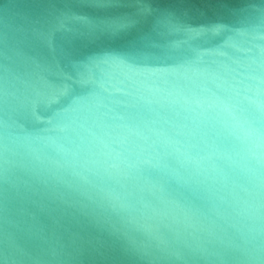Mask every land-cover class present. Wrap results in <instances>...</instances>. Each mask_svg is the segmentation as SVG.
Instances as JSON below:
<instances>
[{
  "label": "clouds",
  "instance_id": "1",
  "mask_svg": "<svg viewBox=\"0 0 264 264\" xmlns=\"http://www.w3.org/2000/svg\"><path fill=\"white\" fill-rule=\"evenodd\" d=\"M42 2L48 57L0 52V212L69 220L0 216V264H264V0Z\"/></svg>",
  "mask_w": 264,
  "mask_h": 264
},
{
  "label": "water",
  "instance_id": "2",
  "mask_svg": "<svg viewBox=\"0 0 264 264\" xmlns=\"http://www.w3.org/2000/svg\"><path fill=\"white\" fill-rule=\"evenodd\" d=\"M170 6L181 14L186 13L194 25H207L228 22L243 7V3L242 0H174ZM48 7L42 0H0V52L12 55L15 51L21 56L38 59L48 57V49L33 31L44 23ZM215 42L223 43V38L217 37ZM158 71L167 72L169 69L162 68ZM28 131L31 133L33 130ZM34 199L36 203L21 193L13 202H5V210L0 212V216L21 224L33 225L55 244L54 222L59 220L61 224L67 225L69 217L64 216L50 201L45 200L43 203L47 206L41 208L39 198ZM91 235L95 237L99 234L92 232ZM33 244L47 247L41 241H33Z\"/></svg>",
  "mask_w": 264,
  "mask_h": 264
},
{
  "label": "snow or ice",
  "instance_id": "3",
  "mask_svg": "<svg viewBox=\"0 0 264 264\" xmlns=\"http://www.w3.org/2000/svg\"><path fill=\"white\" fill-rule=\"evenodd\" d=\"M217 31H218V29H217Z\"/></svg>",
  "mask_w": 264,
  "mask_h": 264
}]
</instances>
